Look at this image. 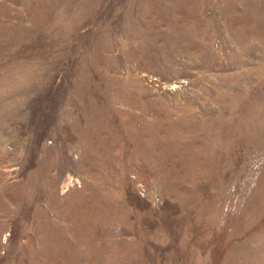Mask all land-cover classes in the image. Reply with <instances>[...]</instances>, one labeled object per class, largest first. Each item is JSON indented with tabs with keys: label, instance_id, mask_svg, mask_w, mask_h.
Listing matches in <instances>:
<instances>
[{
	"label": "rangeland",
	"instance_id": "rangeland-1",
	"mask_svg": "<svg viewBox=\"0 0 264 264\" xmlns=\"http://www.w3.org/2000/svg\"><path fill=\"white\" fill-rule=\"evenodd\" d=\"M0 264H264V0H0Z\"/></svg>",
	"mask_w": 264,
	"mask_h": 264
}]
</instances>
